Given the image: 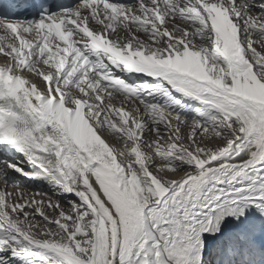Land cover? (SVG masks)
Wrapping results in <instances>:
<instances>
[{"label":"snow or ice","instance_id":"1","mask_svg":"<svg viewBox=\"0 0 264 264\" xmlns=\"http://www.w3.org/2000/svg\"><path fill=\"white\" fill-rule=\"evenodd\" d=\"M0 58V264H264V0H0Z\"/></svg>","mask_w":264,"mask_h":264},{"label":"bare ground","instance_id":"2","mask_svg":"<svg viewBox=\"0 0 264 264\" xmlns=\"http://www.w3.org/2000/svg\"><path fill=\"white\" fill-rule=\"evenodd\" d=\"M0 60L3 62L2 58H0ZM27 167V166H26ZM19 183H21L22 185H24L25 187H27L31 192H42V193H51V190L48 188V186L46 184H42L39 182H33L27 179H23L21 178L19 180ZM0 187H2V185H0ZM10 191H14V189H9ZM42 198H49V196L47 195L46 197H41V196H37V199H42ZM55 201V195L53 194L52 197ZM51 198V199H52Z\"/></svg>","mask_w":264,"mask_h":264},{"label":"rangeland","instance_id":"3","mask_svg":"<svg viewBox=\"0 0 264 264\" xmlns=\"http://www.w3.org/2000/svg\"><path fill=\"white\" fill-rule=\"evenodd\" d=\"M107 139H109V141L111 142V138L110 137H107ZM175 178V177H174ZM19 182V181H18ZM47 195L49 196V198H52L53 197V193H47ZM55 200L57 199V196L55 195ZM52 200L54 201V199L52 198Z\"/></svg>","mask_w":264,"mask_h":264}]
</instances>
